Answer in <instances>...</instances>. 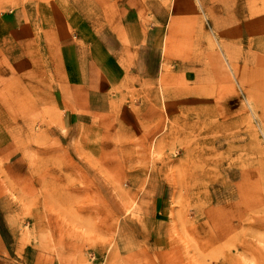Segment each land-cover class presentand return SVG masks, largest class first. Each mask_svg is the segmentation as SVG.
I'll return each instance as SVG.
<instances>
[{
    "label": "rangeland",
    "instance_id": "1",
    "mask_svg": "<svg viewBox=\"0 0 264 264\" xmlns=\"http://www.w3.org/2000/svg\"><path fill=\"white\" fill-rule=\"evenodd\" d=\"M174 1L0 0V264H264V0ZM98 32L149 77L64 125L61 47Z\"/></svg>",
    "mask_w": 264,
    "mask_h": 264
},
{
    "label": "crops",
    "instance_id": "2",
    "mask_svg": "<svg viewBox=\"0 0 264 264\" xmlns=\"http://www.w3.org/2000/svg\"><path fill=\"white\" fill-rule=\"evenodd\" d=\"M1 19H17L15 14L6 13ZM129 35L134 41L149 39L152 32L143 27L141 21L135 19L129 23ZM79 34L75 40L65 43L61 47L62 80L56 85V100H54L63 112V123L67 125L68 118H72L75 112L97 113L105 103L103 98L108 96L114 87H120L129 75L144 80L149 77L147 58L141 59V66L134 74V68L129 71L123 67L117 48L110 46L109 37L102 32L95 33L90 43L79 42ZM107 42V43H106ZM112 45V44H111ZM131 57V63L139 59ZM144 57V56H143ZM125 63V62H124ZM158 69V68H157ZM157 73V70H155ZM143 75V76H141ZM100 105V106H98Z\"/></svg>",
    "mask_w": 264,
    "mask_h": 264
},
{
    "label": "bare ground",
    "instance_id": "3",
    "mask_svg": "<svg viewBox=\"0 0 264 264\" xmlns=\"http://www.w3.org/2000/svg\"><path fill=\"white\" fill-rule=\"evenodd\" d=\"M198 2H200V4L202 5V6H205L204 4H202V2H203V0H197ZM172 5H173V7H174V5H175V1L174 0H172ZM140 18L141 19H144V17H143V15L142 14H140ZM167 61V60H166ZM160 87H159V89H160V92H161V97H162V104H161V107H160V109H161V111L162 112H164L165 114H166V116H165V122H164V124H163V126H161V117L159 116V124H158V127L156 128V132H158L157 134H156V136L154 137V139H153V144H154V147H153V151H152V155L154 156V153H155V149H156V145L159 143V140L157 139L156 140V138L159 136V135H161L165 130H167V129H169V128H171L173 125H174V122H175V111L173 110V105H172V103H170L169 102V100L167 99V95H168V93H169V90H168V75H169V69L167 68V66L166 65H162L161 66V71H160ZM159 83V82H158ZM184 125V123L182 124V126ZM56 143V142H55ZM190 152L188 153V155H187V159H190ZM151 164V166L152 167H154L155 165H156V159H153L152 160V163H150ZM50 172H51V170H50ZM209 174H206V175H201L200 176V181L198 182V186H199V189H203V184H204V182H203V180H202V178H205L206 176H208ZM199 179H197V180H199ZM34 182V181H33ZM36 182V181H35ZM40 182V181H39ZM35 184V183H34ZM218 184V183H217ZM217 184H214V186L212 187L213 189V192L216 194V193H219L220 192V189H219V187L220 186H218L217 187ZM185 186H186V184H185ZM184 186V187H185ZM198 186H197V188H198ZM215 186L217 187V188H215ZM36 187V186H35ZM230 187V186H229ZM228 187V188H229ZM26 188V187H25ZM233 188V187H232ZM231 188V189H232ZM227 190V189H226ZM250 191V190H249ZM252 191V190H251ZM254 191V190H253ZM244 192V191H243ZM254 192H256V191H254ZM232 194V193H231ZM247 194V193H246ZM30 195V194H29ZM202 195V194H201ZM251 196V195H250ZM257 196H258V194H257ZM217 197V196H216ZM239 197V196H238ZM253 197H255V196H253ZM259 197V196H258ZM256 198V197H255ZM219 199V198H218ZM222 199V198H221ZM253 199V198H252ZM257 199V198H256ZM233 203V202H232ZM200 204V203H199ZM250 204V203H249ZM254 204H255V202H254ZM260 204V203H259ZM135 205V204H134ZM201 205V204H200ZM211 205V204H210ZM214 205V204H213ZM198 206V205H197ZM202 206V205H201ZM251 206V205H250ZM257 206V205H256ZM207 208V207H206ZM256 208V207H255ZM29 209V208H28ZM31 209V208H30ZM130 209H132V208H130ZM238 209V208H237ZM127 210H129V208L127 209ZM197 213L198 214H204V213H212V217L211 218H214V216H213V211L216 213V211H217V214L219 213L218 212V210L219 209H217V208H208V209H199L198 207H197ZM27 212H29V210L27 211ZM127 212V211H126ZM246 212H248V211H246ZM36 213V212H35ZM240 213V212H239ZM202 214V215H203ZM36 215V214H35ZM205 215V214H204ZM242 215H244V217H245V214H244V212H243V214ZM32 216V215H31ZM209 217V216H208ZM243 217V218H244ZM247 218V217H246ZM245 218V219H246ZM220 219V218H219ZM226 219V218H225ZM208 220H210V218L208 219ZM218 220V219H217ZM217 220L214 218V226L213 227H215L216 226V224H217ZM244 220V219H243ZM226 222V221H225ZM243 222V221H242ZM212 225V224H211ZM226 225V224H225ZM229 225V224H228ZM227 225V226H228ZM217 227V226H216ZM221 228V227H220ZM227 228V227H226ZM111 229L112 228H109V229H107V234H108V240L106 241V243H107V245H106V248H112L113 246H114V244L117 242V238L115 237V234H113V230L111 231ZM225 231V230H224ZM263 231V230H262ZM116 233H118V235L121 233L120 232V226L116 229ZM212 233V232H211ZM223 233H225V232H223ZM218 234L219 233H217L216 232V230H213V235H212V238L216 241V239L218 238ZM259 236V235H258ZM259 238V237H258ZM262 239V238H261ZM260 239V240H261ZM241 240V239H240ZM249 240V239H248ZM263 240V239H262ZM245 241V240H244ZM241 242V241H240ZM243 245V244H242ZM262 245V244H261ZM244 246V245H243ZM236 248V247H235ZM248 248V247H247ZM223 250V249H222ZM261 251V250H260ZM219 255V254H218ZM260 255V254H259ZM218 258V257H217ZM233 258V257H232ZM235 259V258H234ZM245 259V258H244ZM217 260V259H216ZM253 260H255V259H253Z\"/></svg>",
    "mask_w": 264,
    "mask_h": 264
}]
</instances>
